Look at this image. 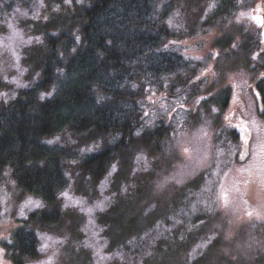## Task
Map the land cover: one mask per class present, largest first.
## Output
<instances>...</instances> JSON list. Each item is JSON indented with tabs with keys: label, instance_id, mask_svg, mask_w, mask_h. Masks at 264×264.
<instances>
[{
	"label": "rangeland",
	"instance_id": "obj_1",
	"mask_svg": "<svg viewBox=\"0 0 264 264\" xmlns=\"http://www.w3.org/2000/svg\"><path fill=\"white\" fill-rule=\"evenodd\" d=\"M154 2L175 34V51L183 54L180 70L187 76L195 71L198 83L168 95L159 92L156 79L138 103L142 117L134 141L98 179L78 171L76 162L106 139L91 134L77 143L69 132L45 139L68 151L57 195L61 213L49 227L28 224L39 227L38 254L22 264H264V109L261 114L257 108L260 92L264 98V0ZM68 7L65 0H0V108L39 78L36 64L26 60L34 53L26 49L37 45V37L41 41L45 17ZM228 34L234 41L219 48L218 40ZM161 125L167 130L161 140L137 139ZM30 199L44 205L18 186L5 165L0 264H14L7 248L12 231L43 209L28 204ZM109 233L122 239L120 247L108 249Z\"/></svg>",
	"mask_w": 264,
	"mask_h": 264
},
{
	"label": "trees",
	"instance_id": "obj_2",
	"mask_svg": "<svg viewBox=\"0 0 264 264\" xmlns=\"http://www.w3.org/2000/svg\"><path fill=\"white\" fill-rule=\"evenodd\" d=\"M154 1L71 0L68 11H63L66 13L57 11L44 19L39 27L41 41L26 49L28 55L34 53L26 60L31 66L36 64L40 76L14 100L1 105L0 170L9 165L18 186L40 196L44 205L31 213L37 214L36 218H27L12 231L7 248L14 264L38 254L39 227L29 228V223L49 227L59 221L57 195L66 179L68 151L47 143L49 135L69 132L77 137V143L91 134L106 139L99 149L76 162L78 171L98 179L134 141L133 131L142 117L138 103L141 96L146 100L156 79L159 92L168 95L177 86L186 89L197 82L195 71L187 76L180 70L183 54L175 51V34L165 26L163 13L157 15ZM222 2L227 4V0ZM233 38L225 35L217 46L227 47ZM260 94L257 108L262 114L264 98ZM222 101L225 105L227 93ZM163 126L142 131L137 139L145 144L159 141L167 133ZM112 136L114 141L107 140ZM233 136L237 138L239 133L233 131ZM113 234L108 249L120 247L122 239ZM123 247L129 245L123 243ZM135 258L138 261L136 253Z\"/></svg>",
	"mask_w": 264,
	"mask_h": 264
},
{
	"label": "snow or ice",
	"instance_id": "obj_3",
	"mask_svg": "<svg viewBox=\"0 0 264 264\" xmlns=\"http://www.w3.org/2000/svg\"><path fill=\"white\" fill-rule=\"evenodd\" d=\"M65 2H66V3H70L71 0H65ZM213 7H214V5H213ZM242 15H243V14H242ZM45 19H47V17H45ZM262 23H264V22H262ZM36 39H37V42L39 43V42H40L39 37H37ZM77 40H79V37H77ZM29 42H30V41H29ZM234 46H235V45H234ZM195 58H196V59H200V57H195ZM201 75H204V73H202ZM197 79H199V77H197ZM43 98H44V94L41 95V99H43ZM201 99H205V97H201ZM213 111H216V109H213ZM225 119H228V117H225ZM137 134H139V133H137ZM48 143H53V141H48ZM244 143H245V145H247V143H248L247 138H245ZM259 148H260L261 151H264V141H262V142L259 144ZM92 150H93L92 148L87 149V151H92ZM187 151H188V149H185V152H187ZM247 154H248L247 151L242 152V153H241V159H243ZM254 155H255V154H254ZM115 170H116L115 165H113V167H112V171H115ZM109 175H111V172L109 173ZM62 195H66V194H62ZM28 204H32V205H33L34 207H36V208L43 207V205H42L39 201H32L31 199L28 201ZM66 206H67V205H66ZM97 207H100L101 210H103L102 205H97ZM249 215L251 216V213H249ZM257 218H260L259 214H258V217H257ZM205 246H206V245H205ZM45 247H47V245H45ZM42 250H43V249H42ZM48 264H50V261L48 262Z\"/></svg>",
	"mask_w": 264,
	"mask_h": 264
}]
</instances>
